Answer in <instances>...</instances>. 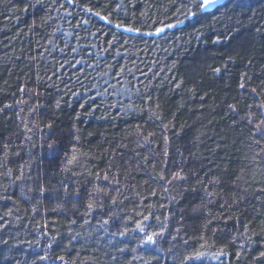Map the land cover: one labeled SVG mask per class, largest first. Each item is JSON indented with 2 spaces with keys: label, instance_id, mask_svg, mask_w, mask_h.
<instances>
[{
  "label": "trees",
  "instance_id": "16d2710c",
  "mask_svg": "<svg viewBox=\"0 0 264 264\" xmlns=\"http://www.w3.org/2000/svg\"><path fill=\"white\" fill-rule=\"evenodd\" d=\"M200 2L0 0V264H264V0Z\"/></svg>",
  "mask_w": 264,
  "mask_h": 264
},
{
  "label": "snow or ice",
  "instance_id": "6c2138e0",
  "mask_svg": "<svg viewBox=\"0 0 264 264\" xmlns=\"http://www.w3.org/2000/svg\"><path fill=\"white\" fill-rule=\"evenodd\" d=\"M218 3H220V0H201V2H200V8L201 9H207L209 7H212V6L216 5V4H218ZM216 71H219V69H217ZM240 87L243 88L244 85L241 84ZM253 91H255V90H253ZM249 123H251V121H249ZM49 127H51V126H49ZM255 135H257L259 137H264V119H261L260 122L255 125ZM48 147L50 149H53L54 144H49ZM175 175L177 177H179L180 174L179 173H176ZM105 179H107V177H105ZM40 191L43 192L44 191V188L41 187ZM97 191H100V190L98 189ZM65 193L67 194V187L66 186H65ZM113 202H115V201H113ZM88 207L89 208H92L93 207L92 203H89L88 204ZM105 223H107V222H105ZM137 227H140V225L138 224ZM123 234L124 233H120V235H123ZM162 235H163L162 232L152 233L151 235H148L146 237V239L142 240L141 243H151V244H155L156 243L155 237L162 236ZM202 255H203L202 253H197L196 254V258H198L199 256H202ZM261 256H264V252L261 253ZM191 258L192 257H190V259ZM60 259H63V257H60Z\"/></svg>",
  "mask_w": 264,
  "mask_h": 264
},
{
  "label": "rangeland",
  "instance_id": "374dc122",
  "mask_svg": "<svg viewBox=\"0 0 264 264\" xmlns=\"http://www.w3.org/2000/svg\"><path fill=\"white\" fill-rule=\"evenodd\" d=\"M222 0H220V2H221ZM210 8V7H209Z\"/></svg>",
  "mask_w": 264,
  "mask_h": 264
}]
</instances>
